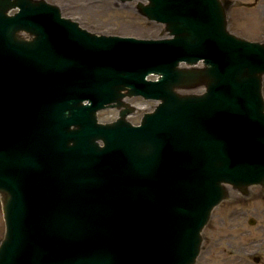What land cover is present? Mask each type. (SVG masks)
<instances>
[{
    "label": "water",
    "instance_id": "1",
    "mask_svg": "<svg viewBox=\"0 0 264 264\" xmlns=\"http://www.w3.org/2000/svg\"><path fill=\"white\" fill-rule=\"evenodd\" d=\"M136 8L168 36L0 0V264H194L229 187L264 186V42L230 32L220 0ZM132 94L161 100L138 125ZM106 106L114 122L97 121Z\"/></svg>",
    "mask_w": 264,
    "mask_h": 264
},
{
    "label": "rangeland",
    "instance_id": "2",
    "mask_svg": "<svg viewBox=\"0 0 264 264\" xmlns=\"http://www.w3.org/2000/svg\"><path fill=\"white\" fill-rule=\"evenodd\" d=\"M56 4L61 15L69 17L90 32L165 37L163 25L149 20L136 10V0H45ZM227 28L235 35L264 42V0H227ZM200 63V62H199ZM203 88H199L201 91ZM264 97V76L262 83ZM137 106L136 115L127 118L138 122L154 100L140 96L128 99ZM114 107L100 109L99 120L116 118ZM248 195L231 189L229 198L221 200L211 211L202 229V243L195 264L252 263V256L264 264V194L259 186H251ZM249 217L255 218L248 224ZM4 219L0 200V241L4 234Z\"/></svg>",
    "mask_w": 264,
    "mask_h": 264
},
{
    "label": "flooded vegetation",
    "instance_id": "3",
    "mask_svg": "<svg viewBox=\"0 0 264 264\" xmlns=\"http://www.w3.org/2000/svg\"><path fill=\"white\" fill-rule=\"evenodd\" d=\"M225 5H227V0H223ZM131 98V97H130ZM131 102V101H130ZM133 103V102H132ZM135 105V104H134ZM137 112V106L135 105V108H133L132 112L130 113V115H136Z\"/></svg>",
    "mask_w": 264,
    "mask_h": 264
}]
</instances>
